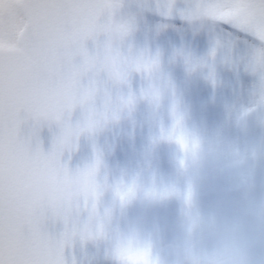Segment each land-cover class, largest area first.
I'll return each mask as SVG.
<instances>
[{"label": "snow or ice", "instance_id": "1", "mask_svg": "<svg viewBox=\"0 0 264 264\" xmlns=\"http://www.w3.org/2000/svg\"><path fill=\"white\" fill-rule=\"evenodd\" d=\"M173 2L165 15H171ZM120 8L121 0H0V264H64V245L76 235L75 224L67 231L73 211L95 210L99 197V161L70 173L61 157L104 118L107 99L104 112L89 107L82 125L63 123L47 154L21 137L25 120L61 124L77 106H91L101 73L117 86L128 85L133 73L141 75L150 82L142 95L154 94L159 54L130 46L121 50L134 22L121 19ZM200 18L247 33L264 46V0H197L188 19ZM101 34L106 39L89 55L85 43L95 45ZM257 65L264 72V47L258 49ZM88 74L94 79L83 86ZM132 102L131 96L119 101ZM45 210L64 222L60 240L41 232Z\"/></svg>", "mask_w": 264, "mask_h": 264}, {"label": "clouds", "instance_id": "2", "mask_svg": "<svg viewBox=\"0 0 264 264\" xmlns=\"http://www.w3.org/2000/svg\"><path fill=\"white\" fill-rule=\"evenodd\" d=\"M162 97V89L147 97L155 118ZM167 120L141 158L150 169L156 145H169L174 175L163 180L152 173L121 188L126 194L102 216L89 212L82 237L101 240L115 264H264V184L257 177L264 157L205 141L189 129L190 112L179 103L170 105ZM170 201L179 204V215L161 223L155 213ZM133 207L143 214L130 217Z\"/></svg>", "mask_w": 264, "mask_h": 264}, {"label": "rangeland", "instance_id": "3", "mask_svg": "<svg viewBox=\"0 0 264 264\" xmlns=\"http://www.w3.org/2000/svg\"><path fill=\"white\" fill-rule=\"evenodd\" d=\"M119 15L134 22L122 51L130 46L134 52L159 54V70L151 85L155 90L162 89L163 97L157 109L160 118H155L153 106L142 95L150 86L149 80L131 75L125 99L131 96L133 102L126 106L127 132L117 151L118 174L108 197H118V190L137 184L140 171H150L149 175L155 173L163 180L174 175V171L168 172L164 167L163 152L172 163L173 149L169 145H156L150 169H145L141 158L143 150L168 126L167 111L174 103L189 110V129L205 141L251 149L252 132H242L237 125L243 114L264 104V72L257 65L258 49L262 46L219 29L208 18L174 26L122 3ZM161 210L157 216L161 223L174 222L180 212L179 206ZM93 244L95 252L100 253L96 264H115L103 242Z\"/></svg>", "mask_w": 264, "mask_h": 264}, {"label": "water", "instance_id": "4", "mask_svg": "<svg viewBox=\"0 0 264 264\" xmlns=\"http://www.w3.org/2000/svg\"><path fill=\"white\" fill-rule=\"evenodd\" d=\"M168 2L169 0H121L122 4L152 17L171 22L188 21V16L193 12L197 0H174L171 15H165ZM105 39V36L101 34L95 45L91 40L87 41L85 49L88 54H95L98 51V46L102 45ZM79 62L80 58L76 57L74 63L79 64ZM93 79L94 77L88 74L82 78L81 84L87 86ZM95 80L97 95L91 106L86 105L84 108L77 106L70 116L65 114L61 124L37 122L29 117L21 125L20 135L23 139L30 141L33 150L39 146V149L47 154L52 150L56 138L60 136L63 123L66 122L72 127L78 124L82 125L89 113V107L97 113L104 112L107 99L108 111L104 118L98 122L92 132L81 134L75 142V147L66 150L61 157V163L67 166L70 173H75L78 170L83 171L85 168L91 167L97 160L99 161L96 173V184L99 192L96 210L102 216L107 208L115 205L112 200L108 199V188L114 174L112 160L116 145L123 134L125 115L124 106L119 103L120 98H123L122 86L113 84L103 73ZM253 115V113H247L241 117L239 127L242 132L251 131ZM144 180L145 175L139 174L137 176V184L144 183ZM88 215L89 212L81 208L78 214L73 211L69 219L67 231L70 233L73 230V224H75L76 235L72 236L71 240L64 245V264H93L94 262L95 255L92 244L101 240L82 238L80 235V229L87 222ZM128 215L132 217L138 214L129 211ZM40 228L43 234L55 240H60L66 231L64 222L59 217L53 216L51 210H45Z\"/></svg>", "mask_w": 264, "mask_h": 264}, {"label": "flooded vegetation", "instance_id": "5", "mask_svg": "<svg viewBox=\"0 0 264 264\" xmlns=\"http://www.w3.org/2000/svg\"><path fill=\"white\" fill-rule=\"evenodd\" d=\"M198 19H190L187 23L185 24H172L174 26H184V25H187L189 24L190 22H197ZM161 22V21H160ZM211 23H214V25H216L219 29H223L225 30L226 32L228 31L230 34H233V35H236L238 36L239 38H242L244 40H250L252 41L255 45H260V42L257 41L254 37H252L251 35L247 34V33H242V32H239L238 30H234V29H231L229 28L227 25H218L216 24V22L210 20ZM163 23H166V22H163ZM166 24H169V23H166ZM264 47V46H262ZM126 86L125 85V88H124V99H125V89H126ZM253 112V122H252V129H251V149L256 151L257 153H259L262 157H264V104H259L257 107L253 108L252 111ZM125 113H126V124H125V129H126V126H127V121H128V118H127V108L125 106ZM247 113V112H246ZM124 133H125V130H124ZM125 134H123L122 138L120 139L118 145H117V148H116V152H115V156H114V164H115V168H116V171H117V167H118V164L115 163V159H116V155H117V151H118V148H119V145L123 139ZM163 157L165 158V162H164V167L165 169L168 171V172H171V171H174V167H173V163H170L169 160L167 159L165 153L163 152ZM170 169V170H168ZM151 172L150 171H140L138 173L139 174H143L145 175V180L146 181L148 179V176ZM116 175V174H115ZM137 175V176H138ZM257 177H258V180L264 184V159L261 160L260 162V165H259V169L257 171ZM136 182H137V177H136ZM110 189V188H109ZM108 193H109V190H108ZM261 193H258V195H260ZM113 202H115V204L117 203L118 201V197L116 196H112L110 198ZM176 203L175 201H170L167 205L169 207H173V206H176L178 207L179 204H174ZM129 211H133V212H136L138 215H141L143 214V210L140 208V207H133L131 208ZM159 214H162V210L159 209L155 215L156 217L159 215ZM165 223H168V222H165ZM102 242V241H101ZM94 243V242H93ZM95 247L94 244L92 245V249L94 250L95 252ZM98 253V254H97ZM95 252V260L93 262V264H96L97 263V258L100 257V253L99 252Z\"/></svg>", "mask_w": 264, "mask_h": 264}, {"label": "bare ground", "instance_id": "6", "mask_svg": "<svg viewBox=\"0 0 264 264\" xmlns=\"http://www.w3.org/2000/svg\"><path fill=\"white\" fill-rule=\"evenodd\" d=\"M124 88H125V85H123V94H124ZM127 126H128V121H127ZM127 126H126V129H125V133H124V134H126V132H127ZM115 163H117V162H116V159H115ZM117 174H118V167H117L116 175H115L113 181L116 179ZM113 181H112V182H113ZM108 199L111 201L110 197H108Z\"/></svg>", "mask_w": 264, "mask_h": 264}]
</instances>
